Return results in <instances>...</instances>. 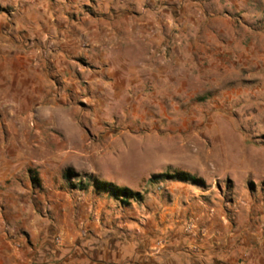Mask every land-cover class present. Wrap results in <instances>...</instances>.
I'll use <instances>...</instances> for the list:
<instances>
[{
  "label": "rangeland",
  "instance_id": "rangeland-1",
  "mask_svg": "<svg viewBox=\"0 0 264 264\" xmlns=\"http://www.w3.org/2000/svg\"><path fill=\"white\" fill-rule=\"evenodd\" d=\"M20 1L0 16L26 11ZM142 9L173 24L132 84L93 90L84 63L65 83L49 47L36 57L50 64L41 94L16 112L0 93V256L13 247L21 264H176L181 252L194 264H264V0ZM106 87L117 96L89 101ZM97 181L138 196L124 202ZM99 241L120 243L116 260L91 255Z\"/></svg>",
  "mask_w": 264,
  "mask_h": 264
},
{
  "label": "crops",
  "instance_id": "crops-1",
  "mask_svg": "<svg viewBox=\"0 0 264 264\" xmlns=\"http://www.w3.org/2000/svg\"><path fill=\"white\" fill-rule=\"evenodd\" d=\"M10 1L0 0V5ZM144 1L21 0V4L28 6V11L16 15L12 13L11 17L6 14L0 16V93L18 103L17 107H13L16 112H21V101H31L41 94L35 92L34 85L51 82L47 75L50 64L44 60L38 62L36 57L49 47H54L57 69L68 72L65 83L78 82L71 69H77L79 63H84L95 70L87 75V81L94 85L93 90L97 85L132 84L135 82L132 74L154 63L166 42L165 36L169 38L171 29L165 26L168 24L164 21L170 26L173 24L170 18L158 19L156 14L144 11ZM141 81L142 78L138 79V82ZM106 89L107 92L94 94L89 101L98 102L104 97L117 96V92L112 95L110 89ZM48 108L46 112H50L53 107ZM28 110L30 112L31 108ZM40 111L45 112L43 107ZM105 233L97 235L102 238ZM105 244L99 241V246L93 245L95 250L91 255L101 259V255L106 254L105 250L113 251L112 256L110 253L109 256H102L109 263L116 260V249L121 246L116 243L107 248ZM130 246V243L123 245L124 258L131 255ZM177 254L173 255L176 264H194L185 259L186 255L181 252ZM22 256L13 247H6L0 256V263L21 264L24 262ZM73 262L69 264H75ZM79 263L87 262L84 259Z\"/></svg>",
  "mask_w": 264,
  "mask_h": 264
},
{
  "label": "trees",
  "instance_id": "trees-1",
  "mask_svg": "<svg viewBox=\"0 0 264 264\" xmlns=\"http://www.w3.org/2000/svg\"><path fill=\"white\" fill-rule=\"evenodd\" d=\"M70 174V173H69ZM183 176H185V174H183ZM68 177H69V175H68ZM162 177H166V176H162ZM168 177V176H167ZM186 177V176H185ZM188 179V178H187ZM190 179V178H189ZM187 181H194V180H192V179H190V180H187ZM74 187H76V186H74ZM88 186H83V188H82V190L83 191H87L88 190ZM95 189L97 190V191H99V192H108V193H112V194H114L116 197H118V199H121L122 201H124V202H127L128 203V201L130 200V199H132V198H134V197H136V196H138V194H134L133 192H131L130 190H128V189H121V188H116V187H114L113 185H111V184H108V183H106V182H102V181H97L96 183H95Z\"/></svg>",
  "mask_w": 264,
  "mask_h": 264
}]
</instances>
